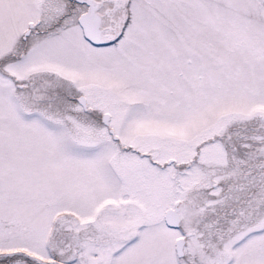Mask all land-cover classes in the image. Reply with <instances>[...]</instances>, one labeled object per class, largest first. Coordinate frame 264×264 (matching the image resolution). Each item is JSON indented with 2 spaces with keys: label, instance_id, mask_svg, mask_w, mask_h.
I'll return each mask as SVG.
<instances>
[{
  "label": "snow or ice",
  "instance_id": "obj_1",
  "mask_svg": "<svg viewBox=\"0 0 264 264\" xmlns=\"http://www.w3.org/2000/svg\"><path fill=\"white\" fill-rule=\"evenodd\" d=\"M0 264H264V0H0Z\"/></svg>",
  "mask_w": 264,
  "mask_h": 264
}]
</instances>
